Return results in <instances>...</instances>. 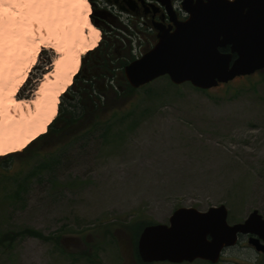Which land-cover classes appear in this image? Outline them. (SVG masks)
Here are the masks:
<instances>
[{
  "label": "rangeland",
  "instance_id": "374dc122",
  "mask_svg": "<svg viewBox=\"0 0 264 264\" xmlns=\"http://www.w3.org/2000/svg\"><path fill=\"white\" fill-rule=\"evenodd\" d=\"M123 38L118 49L141 58L147 40ZM58 57L42 49L17 98L33 99ZM137 98L134 130L124 120L106 142L96 134L60 150L47 144L45 164L25 150L0 158V175L22 176L0 185V238L14 240L0 244V264H139L133 228L142 221L169 224L179 208L222 204L230 224L254 210L264 217V71L210 91L163 77ZM27 230L43 238L19 235ZM219 264H264V255L246 236Z\"/></svg>",
  "mask_w": 264,
  "mask_h": 264
},
{
  "label": "water",
  "instance_id": "95a60500",
  "mask_svg": "<svg viewBox=\"0 0 264 264\" xmlns=\"http://www.w3.org/2000/svg\"><path fill=\"white\" fill-rule=\"evenodd\" d=\"M183 6L190 17L179 21L172 15L174 26L155 24V46L125 67L132 88L168 77L175 86L210 91L264 71V0ZM228 219L223 204L207 211L179 208L169 224L154 223L142 230L138 255L145 264H219L224 251L237 246L243 236L264 255L263 215L254 210L242 223L230 224Z\"/></svg>",
  "mask_w": 264,
  "mask_h": 264
},
{
  "label": "bare ground",
  "instance_id": "6f19581e",
  "mask_svg": "<svg viewBox=\"0 0 264 264\" xmlns=\"http://www.w3.org/2000/svg\"><path fill=\"white\" fill-rule=\"evenodd\" d=\"M91 13L89 0H0V158L24 151L58 116L82 58L101 40ZM42 49L59 57L35 97L21 100Z\"/></svg>",
  "mask_w": 264,
  "mask_h": 264
},
{
  "label": "trees",
  "instance_id": "16d2710c",
  "mask_svg": "<svg viewBox=\"0 0 264 264\" xmlns=\"http://www.w3.org/2000/svg\"><path fill=\"white\" fill-rule=\"evenodd\" d=\"M123 32L125 33V31ZM122 36L125 35L122 34ZM114 42H116L114 36L107 37L105 40L102 39L99 47L90 52L88 57L83 60V67L76 75L73 85L62 96L58 116L48 127L47 133L25 149V151H31L37 155L42 164L48 161V158H46L49 154L47 144H52L54 148L60 150L62 149L60 147L67 143L71 144L74 140L78 141L79 138L88 140L96 134H99L100 139L106 142L117 123L130 120L129 130H134L139 124L135 117L137 94L151 84L140 89H134L128 84L124 76V69L134 59L129 50L127 52L118 49L117 45L120 42L116 45ZM87 60L89 71L85 73L84 64ZM106 81L112 83L107 88L103 86ZM67 98H69L67 100L69 105L64 109L63 104ZM124 113L126 114L123 115ZM36 142H40L39 152L33 150ZM13 155H16V153L5 157L9 159ZM5 171L0 175V185L8 180L21 179L22 177L19 173L15 175L8 174L9 170L7 169ZM27 177L22 178L23 182ZM150 224H153V222L146 220L134 226L136 242L142 229ZM20 233L21 236L28 235L43 238V236L31 230ZM8 239L11 243L14 241L10 234H5L0 238V244L5 245L9 241ZM137 261L139 264H145L141 261L138 253Z\"/></svg>",
  "mask_w": 264,
  "mask_h": 264
},
{
  "label": "flooded vegetation",
  "instance_id": "af4514ba",
  "mask_svg": "<svg viewBox=\"0 0 264 264\" xmlns=\"http://www.w3.org/2000/svg\"><path fill=\"white\" fill-rule=\"evenodd\" d=\"M95 13H92L93 22L102 32V39L114 36L115 45L123 43L127 31L130 37L138 35L139 45L141 39H145L146 47H141V57L146 53L149 42L157 43V31L155 24L162 23L166 26H174L171 16L174 15L179 21L190 17L184 10V4L195 5L208 3L212 0H89ZM235 2L237 0H217ZM124 28V29H123ZM123 30V31H122ZM151 35V36H149ZM153 36V37H152ZM85 73L89 71L86 62ZM246 237V236H243ZM248 240H249V236ZM241 239V237H240ZM260 254V253H259Z\"/></svg>",
  "mask_w": 264,
  "mask_h": 264
}]
</instances>
